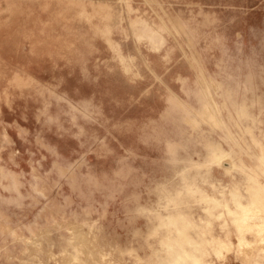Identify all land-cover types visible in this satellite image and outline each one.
I'll use <instances>...</instances> for the list:
<instances>
[{
	"label": "rangeland",
	"instance_id": "obj_1",
	"mask_svg": "<svg viewBox=\"0 0 264 264\" xmlns=\"http://www.w3.org/2000/svg\"><path fill=\"white\" fill-rule=\"evenodd\" d=\"M198 263L264 264V0H0V264Z\"/></svg>",
	"mask_w": 264,
	"mask_h": 264
},
{
	"label": "bare ground",
	"instance_id": "obj_2",
	"mask_svg": "<svg viewBox=\"0 0 264 264\" xmlns=\"http://www.w3.org/2000/svg\"><path fill=\"white\" fill-rule=\"evenodd\" d=\"M203 120H204V119H203ZM214 121H215V120H214ZM216 123H217V122H216ZM201 259H202V258H201ZM197 260H198V262H199V261H201V260H200V259H198V258H197ZM203 260H205V259H203ZM201 263H202V262H201ZM198 264H199V263H198ZM208 264H209V263H208Z\"/></svg>",
	"mask_w": 264,
	"mask_h": 264
}]
</instances>
